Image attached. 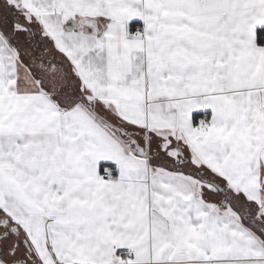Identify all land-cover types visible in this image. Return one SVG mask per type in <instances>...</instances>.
I'll use <instances>...</instances> for the list:
<instances>
[{"label":"snow or ice","instance_id":"1","mask_svg":"<svg viewBox=\"0 0 264 264\" xmlns=\"http://www.w3.org/2000/svg\"><path fill=\"white\" fill-rule=\"evenodd\" d=\"M0 264H264V0H0Z\"/></svg>","mask_w":264,"mask_h":264}]
</instances>
